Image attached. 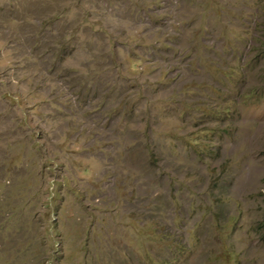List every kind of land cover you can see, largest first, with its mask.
<instances>
[{
    "label": "rangeland",
    "instance_id": "rangeland-1",
    "mask_svg": "<svg viewBox=\"0 0 264 264\" xmlns=\"http://www.w3.org/2000/svg\"><path fill=\"white\" fill-rule=\"evenodd\" d=\"M263 219L264 0H0V264H264Z\"/></svg>",
    "mask_w": 264,
    "mask_h": 264
},
{
    "label": "trees",
    "instance_id": "trees-1",
    "mask_svg": "<svg viewBox=\"0 0 264 264\" xmlns=\"http://www.w3.org/2000/svg\"><path fill=\"white\" fill-rule=\"evenodd\" d=\"M71 35V34H70ZM111 55V54H110ZM120 66V65H119ZM262 223L264 224V219H263V221H262Z\"/></svg>",
    "mask_w": 264,
    "mask_h": 264
}]
</instances>
